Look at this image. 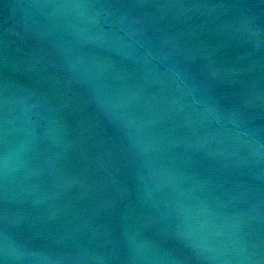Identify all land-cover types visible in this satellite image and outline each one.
Wrapping results in <instances>:
<instances>
[{"label":"water","instance_id":"1","mask_svg":"<svg viewBox=\"0 0 264 264\" xmlns=\"http://www.w3.org/2000/svg\"><path fill=\"white\" fill-rule=\"evenodd\" d=\"M0 261L264 264V0H0Z\"/></svg>","mask_w":264,"mask_h":264},{"label":"clouds","instance_id":"2","mask_svg":"<svg viewBox=\"0 0 264 264\" xmlns=\"http://www.w3.org/2000/svg\"><path fill=\"white\" fill-rule=\"evenodd\" d=\"M5 254H7V248H5ZM0 264H3V262L0 261Z\"/></svg>","mask_w":264,"mask_h":264}]
</instances>
